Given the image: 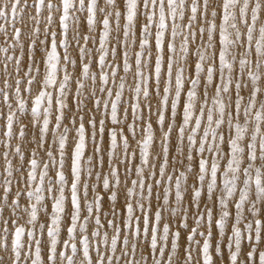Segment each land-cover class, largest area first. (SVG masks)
<instances>
[{"label":"snow or ice","instance_id":"6c2138e0","mask_svg":"<svg viewBox=\"0 0 264 264\" xmlns=\"http://www.w3.org/2000/svg\"><path fill=\"white\" fill-rule=\"evenodd\" d=\"M0 264H264V0H0Z\"/></svg>","mask_w":264,"mask_h":264},{"label":"rangeland","instance_id":"374dc122","mask_svg":"<svg viewBox=\"0 0 264 264\" xmlns=\"http://www.w3.org/2000/svg\"><path fill=\"white\" fill-rule=\"evenodd\" d=\"M154 191H155V189H154ZM203 206V205H202ZM118 207H119V205H118ZM5 215H7V213H5Z\"/></svg>","mask_w":264,"mask_h":264}]
</instances>
